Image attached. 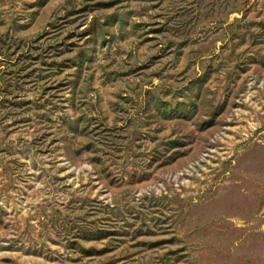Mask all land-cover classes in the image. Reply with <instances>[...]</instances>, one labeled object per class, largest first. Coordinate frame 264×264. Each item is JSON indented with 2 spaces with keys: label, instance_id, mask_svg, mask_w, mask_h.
Wrapping results in <instances>:
<instances>
[{
  "label": "rangeland",
  "instance_id": "obj_1",
  "mask_svg": "<svg viewBox=\"0 0 264 264\" xmlns=\"http://www.w3.org/2000/svg\"><path fill=\"white\" fill-rule=\"evenodd\" d=\"M0 264H264V0H0Z\"/></svg>",
  "mask_w": 264,
  "mask_h": 264
}]
</instances>
